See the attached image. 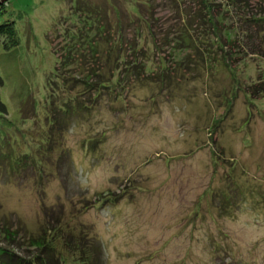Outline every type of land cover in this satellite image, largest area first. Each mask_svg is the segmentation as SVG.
Wrapping results in <instances>:
<instances>
[{
  "label": "rangeland",
  "instance_id": "374dc122",
  "mask_svg": "<svg viewBox=\"0 0 264 264\" xmlns=\"http://www.w3.org/2000/svg\"><path fill=\"white\" fill-rule=\"evenodd\" d=\"M77 2L0 3L20 37L9 50L0 44L2 99L16 126L8 140H17L0 148V247L20 264H264V23L243 27L264 16V0L214 8L232 32L234 77L218 64L172 91L155 80L124 96L107 90L75 120L52 103L65 32L91 22ZM238 185L223 208L219 192Z\"/></svg>",
  "mask_w": 264,
  "mask_h": 264
},
{
  "label": "trees",
  "instance_id": "16d2710c",
  "mask_svg": "<svg viewBox=\"0 0 264 264\" xmlns=\"http://www.w3.org/2000/svg\"><path fill=\"white\" fill-rule=\"evenodd\" d=\"M246 1L137 0L132 9L130 0H79L76 5L77 10L87 11V17L91 22L87 20V24H83L84 28L71 26L65 32L67 34L66 41L69 44L64 47L68 48V52L62 51L59 54L60 67H57V74H55V77L59 78L58 83L62 85L60 88L64 89L59 90V99L52 103L53 107H57L55 109L61 107L64 112L69 114L76 111L78 115H81L75 116L74 119L78 120L86 114L85 111L89 112L91 108L86 100H93L99 104L98 97H101L102 92L107 90L112 94L115 89H118L124 96L131 92L126 90L136 84L146 85L155 80L160 92H166L168 88L172 91L176 86H181L182 81L179 80L187 83L191 76L195 77V71L198 68L209 72L210 67L218 64L226 67L234 77L236 71L232 67L231 59L238 53L233 54L232 49H228L229 44H233L232 32L222 29V27H226L219 23L224 20L214 13V8L215 6L220 7L219 3L236 8L245 4ZM162 8L165 10L170 8L174 17H167V14H159L161 16L159 17L158 13L160 12L158 11H161ZM6 12L5 6L0 5V14L4 15ZM252 17H248L244 21V28H248V23L252 22L260 26L263 25L264 16L262 13L259 16L253 14ZM171 19H176L178 23L172 28L170 27V30H164L167 21ZM245 33L248 35L246 29ZM196 35L200 38L199 43L196 42ZM133 37L136 40H133ZM19 43L20 37L16 21L8 16L0 19V44L9 50ZM165 48L173 56L170 60L169 54L162 50ZM192 51H194L193 54ZM192 71L195 73L187 77V74ZM235 77L239 84L238 77ZM53 83L56 84L57 80H54ZM169 83H171L170 86L167 85ZM4 84L5 80L0 73V148H6L11 143L9 148L13 150L16 147H13L12 143L17 140H8V137L12 136L11 131L16 126L9 117L7 104L2 99ZM63 94H65L64 97ZM81 103L83 106L77 109L76 107L81 106ZM22 114L25 116L23 110ZM82 119H85L84 116ZM52 126L56 128L58 126L55 119L50 127ZM56 128L52 131L53 141ZM15 155L17 156L13 163L19 165L21 163L20 157H18L19 153L15 151ZM22 155L21 160L30 158L29 163L33 167L39 163L36 157H32L30 153ZM10 157L9 153L8 160ZM0 160V164L8 166L7 161L2 158ZM38 169H41L40 163ZM236 180L230 182L228 186ZM240 187L238 185L234 192H231L232 188L229 187L226 188L227 190L219 192L218 198L222 200L223 208H232L233 194L238 192V188L242 190ZM226 203L230 205L226 206ZM196 216L200 217V214H196ZM73 235L77 236L76 233L71 232V238H68L71 240ZM34 238L32 236L30 240ZM65 242L67 243L66 239ZM13 255L11 251L0 247V264H20L13 260ZM35 258L36 261H25L23 264H47L50 259H53V257L47 259L40 256Z\"/></svg>",
  "mask_w": 264,
  "mask_h": 264
},
{
  "label": "water",
  "instance_id": "95a60500",
  "mask_svg": "<svg viewBox=\"0 0 264 264\" xmlns=\"http://www.w3.org/2000/svg\"><path fill=\"white\" fill-rule=\"evenodd\" d=\"M5 1H7V0H1L0 3H3V2H5Z\"/></svg>",
  "mask_w": 264,
  "mask_h": 264
}]
</instances>
